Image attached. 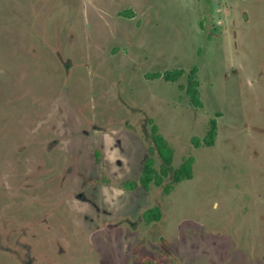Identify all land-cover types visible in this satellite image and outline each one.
Returning a JSON list of instances; mask_svg holds the SVG:
<instances>
[{
  "label": "rangeland",
  "instance_id": "rangeland-1",
  "mask_svg": "<svg viewBox=\"0 0 264 264\" xmlns=\"http://www.w3.org/2000/svg\"><path fill=\"white\" fill-rule=\"evenodd\" d=\"M262 41L264 0H0V264H264ZM151 121L192 177L129 190Z\"/></svg>",
  "mask_w": 264,
  "mask_h": 264
},
{
  "label": "trees",
  "instance_id": "trees-1",
  "mask_svg": "<svg viewBox=\"0 0 264 264\" xmlns=\"http://www.w3.org/2000/svg\"><path fill=\"white\" fill-rule=\"evenodd\" d=\"M184 74L182 69L166 71L162 74H153L152 78H162L165 81L175 82L179 77ZM196 68H192L188 73V81L185 87V92L190 100V103L195 107H201L202 102L199 97L198 82L195 78ZM217 133L216 120L212 119L209 122V128L207 134L201 140H194V144L199 146L204 144L205 146H212ZM150 137L152 142V148L150 155L143 161L141 175L137 180H127L124 182V186L129 190H134L137 187H141L147 190L150 185L160 186L164 179L170 174L172 169V184H177L183 180L190 179L192 177V163L193 158H185L177 168H172L173 151L168 145L164 137L158 132L157 125L151 121ZM96 154L99 156V151ZM157 155L160 159L158 168L155 166L154 155ZM171 186H166L165 190L169 191ZM160 210L157 207L148 209L144 213L146 221H157L160 219ZM143 264H157V262L151 258L145 257L142 259Z\"/></svg>",
  "mask_w": 264,
  "mask_h": 264
},
{
  "label": "flooded vegetation",
  "instance_id": "flooded-vegetation-1",
  "mask_svg": "<svg viewBox=\"0 0 264 264\" xmlns=\"http://www.w3.org/2000/svg\"><path fill=\"white\" fill-rule=\"evenodd\" d=\"M260 44V42L258 43V45ZM262 44H264V42L262 41ZM262 47V46H261Z\"/></svg>",
  "mask_w": 264,
  "mask_h": 264
}]
</instances>
